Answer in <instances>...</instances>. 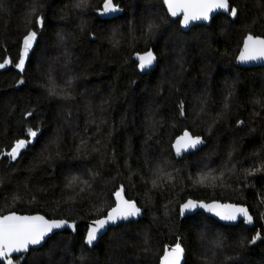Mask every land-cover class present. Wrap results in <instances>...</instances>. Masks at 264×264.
I'll return each instance as SVG.
<instances>
[{
	"label": "trees",
	"instance_id": "1",
	"mask_svg": "<svg viewBox=\"0 0 264 264\" xmlns=\"http://www.w3.org/2000/svg\"><path fill=\"white\" fill-rule=\"evenodd\" d=\"M73 2L39 0L47 13L46 26L23 73L14 63L22 36L32 29L26 15L33 0H7V10L0 11V63L4 58L13 61L0 69V151H10L16 139H28V127L39 129L17 160L0 157V214L42 213L80 222L75 232L57 233L43 247L11 257L14 264H159L162 249L176 236L184 242L185 264H264V172L246 175V170L264 166V66L242 67L235 60L248 31L264 35V0H230L242 9L235 24L218 14L210 25L189 31L169 16L162 0H114L121 10L111 19L95 11L103 0H89L85 10L71 9ZM152 22L159 27L149 35L147 25ZM58 32L71 34L67 57L57 45ZM114 32L119 41L115 47ZM149 48L158 64L143 74L135 53ZM46 62L63 67L52 73L57 84L60 77H79L71 99L48 96V74L42 67ZM21 79L24 83L16 84ZM229 92V108L224 110ZM181 100L184 117L178 112ZM146 113L159 122L154 133L146 131ZM237 120L244 121L242 127ZM185 128L202 136L205 144L176 157L170 143ZM46 146L53 155L59 151V157L44 162L41 152ZM161 150L181 171L167 167L174 179L165 180L149 203L144 199L151 189L143 171L146 154L155 161ZM207 162L216 170L214 175L225 172L223 180L196 183ZM73 176L89 181L91 188L69 199L74 192L66 184ZM141 176L149 183L145 185ZM121 184L127 198L143 207L145 218L110 228L89 249L84 246L87 223L112 203V193ZM189 198L244 203L255 225L226 226L202 212L181 218L179 204ZM258 232L260 239L248 243ZM217 241L223 247H216Z\"/></svg>",
	"mask_w": 264,
	"mask_h": 264
},
{
	"label": "snow or ice",
	"instance_id": "2",
	"mask_svg": "<svg viewBox=\"0 0 264 264\" xmlns=\"http://www.w3.org/2000/svg\"><path fill=\"white\" fill-rule=\"evenodd\" d=\"M163 5L167 7V12L171 17H182L179 19V24L188 28L195 21H209L210 14L217 12V10H222L230 22L235 24L241 16L242 9L239 5L231 3L230 0H162ZM90 7L89 0H74L71 4V9L85 10ZM259 7V4H258ZM7 10V0H0V11ZM121 9L117 4L113 3V0H103L102 6L97 8L95 11L99 16L110 15L119 12ZM34 17V19H33ZM260 17L264 18V11H261ZM26 18L28 22L32 24V29L26 31V34L22 36L21 47L18 53V59L15 61L14 66L16 69L23 73L26 70V61L30 58V53L34 52L35 44L38 42V34H43V29L46 26L47 13L46 10L40 5L39 0H33L32 7L27 13ZM63 18V17H62ZM256 20H253L255 23ZM86 27V22L81 21L80 30L83 31ZM158 24L155 22L149 23L147 25V33L151 35L157 28ZM225 33L222 31L221 35ZM71 34L58 32L57 33V45L63 48L64 56L69 55L68 50V38ZM116 33H113V46H117L119 41L116 40ZM239 54L235 56V60L240 64H249L251 62L261 61L264 62V35H257L251 31H248L242 39V46L238 48ZM227 54V52L225 53ZM135 57L138 60V68L141 70L150 69L154 65L157 57L151 48L144 52H136ZM58 59V58H57ZM13 61L9 58H4L3 62L0 63V69H4L6 65L12 64ZM68 61H65L67 66ZM77 75L69 76L68 78L60 77L61 84H57L56 78L52 75L51 68L49 69L47 77L46 91L49 97H59L62 99H71L72 93L75 90L74 81L78 80ZM24 80H17L16 84L22 85ZM44 87V85H41ZM232 93H228V97L225 98L224 110L229 108V97ZM259 103V101H255ZM204 102L202 101V104ZM201 111H205L202 107ZM178 112L180 117L185 116V104L181 100L178 104ZM151 113V110H149ZM146 113V131L151 130L152 133L156 130L159 122L154 119V114ZM27 116L32 115V111L26 113ZM70 115V114H69ZM223 113L217 115L220 118ZM237 126H243L244 121L237 120ZM39 129H33V127H28L26 130V135L28 139H16L11 145L10 151L4 152L0 151V157H7L10 161L17 160L18 157L22 155L23 150H27L34 138L37 137ZM59 139V137H58ZM151 139V134L146 137V141ZM50 144L52 142H49ZM99 143V141L97 142ZM159 143V142H157ZM205 143L204 139L200 135H193L187 128H185L182 133L175 137V140L170 143V149L174 151L176 157H182L185 153L190 150H199L198 146ZM81 146L86 148V142L81 141ZM59 147V145H57ZM79 151V149H78ZM93 151L98 152V148H93ZM44 152H48L47 156H44ZM60 155L59 151L52 154L49 147L46 146L41 152V157H43L44 162H51L58 158ZM231 158V153H229ZM173 167L175 173L179 174L180 169H175L172 166L171 161L168 160L165 150H161L159 157L155 161L149 160L147 158L144 163L143 171L147 172L151 182V189L146 190L144 199L147 202H152L154 197L152 193L155 190H159L165 180H173L172 173L166 172L167 167ZM235 168V165H233ZM203 169H207L204 171ZM203 169L196 183L200 185H206L208 183L215 184L218 180H223L225 177V172L220 171V175L216 176L214 173L215 169L210 167V162L203 164ZM258 172H264V166L254 167L251 170H246V175L251 176ZM99 175V173H93V177ZM131 178V170L130 177ZM141 181L146 185L149 183L148 179L143 176L140 177ZM2 178H0V183H2ZM78 185H83L79 187V192H75V188ZM175 185L173 184V187ZM66 187L73 189L74 196L69 197V199H74L75 196L84 194L87 190L91 188L89 181L80 180L78 177H71ZM114 200L110 205L105 208L98 209L97 211L101 214L98 218L91 220L88 225L87 232L84 237V246L89 249L95 247L101 235H103L108 227H118L121 222L133 223L135 218L142 217L143 207L137 205L136 199L126 198V189L123 184H121L112 193ZM18 198V197H17ZM35 199V197H33ZM167 208V206H165ZM203 209L207 213H212L215 217L219 218L220 221L226 222H236L238 218H243L246 224H251L253 222V217L249 213L248 207L244 203H221L219 200L213 199L210 203H205L201 200H193L191 198L187 199L184 203L179 204V214L180 216H185L186 212H191L195 209ZM106 213V214H105ZM77 221L67 219H47L45 216L40 214L35 215H21L17 214L16 211H9L7 214H0V258L6 259L7 264H14L11 259L12 253H27L29 251V246H41L42 242L46 238H50L49 234H54V230L61 229L65 226L72 228L75 231ZM203 238V234H201ZM260 239V233L258 232L254 235L248 243L255 244V242ZM174 243L169 246L165 245L162 249L163 255L158 257L159 264H182V258L185 256V247L182 237H174ZM241 246H243L244 241L241 240ZM145 244H148V238L145 237ZM216 247H223L219 241L216 242ZM150 249L145 248L147 253ZM215 256V252L213 253ZM81 260L84 256L81 255ZM18 264V262H17Z\"/></svg>",
	"mask_w": 264,
	"mask_h": 264
},
{
	"label": "water",
	"instance_id": "3",
	"mask_svg": "<svg viewBox=\"0 0 264 264\" xmlns=\"http://www.w3.org/2000/svg\"><path fill=\"white\" fill-rule=\"evenodd\" d=\"M113 3L114 4H116L115 2H114V0H113ZM118 6H119V4H117ZM119 8H120V6H119ZM165 8H166V10H167V7L165 6ZM119 14V12H117V13H113V14H110V15H105V16H102V17H104V18H107V19H111V18H114V17H116L117 15ZM218 14H222V10H217V12H215V13H212V14H210V18H209V21H195V22H193L191 25H189V27L188 28H184V26H182V25H180L181 26V28H182V30H184V31H189V30H191L194 26H196V25H210L211 24V22H212V20H213V18L216 16V15H218ZM170 16V15H169ZM171 17V16H170ZM172 19H174V20H177V19H180V18H182V17H179V18H177V17H171ZM152 49V48H151ZM153 50V49H152ZM153 52L155 53V51L153 50ZM239 54V53H238ZM155 55H156V57H157V59H156V61L154 62V65L152 66V67H150V69H147V70H141V69H139L140 70V72L141 73H147V72H150L151 70H153L156 66H157V64H158V56H157V54L155 53ZM139 63V62H138ZM236 63L238 64V65H240V66H242V67H255V66H264V62H261V61H256V62H251V63H249V64H240V63H238L237 61H236ZM205 144V143H204ZM202 146V145H201ZM198 147H200V146H198ZM193 151H196V150H190L188 153H185V154H189V153H191V152H193ZM184 154V155H185ZM183 155V156H184ZM182 156V157H183ZM126 198H127V196H126ZM192 199V198H191ZM193 200H196V199H193ZM201 201H204L205 203H210L211 201H205V200H201ZM221 203H233V202H222V201H220ZM138 205V204H137ZM139 206V205H138ZM246 206V205H245ZM246 207H248V206H246ZM249 209V208H248ZM199 212H202V213H204V214H206L207 216H210V217H212V218H214L215 220H217L219 223H221V224H223V225H226V226H236V225H238L239 223H241V222H243L244 223V225L246 226V227H249V228H252V227H254V225H255V219H254V216H253V214L250 212V209H249V213H250V215H252V217H253V222L251 223V224H246L244 221H243V218H238V220L236 221V222H226V221H220L219 220V218H217V217H215L212 213H207L206 211H204L203 209H195V210H192L191 212H186V214H185V216H181V218H186V217H189V216H191V215H194V214H197V213H199ZM7 214V213H6ZM17 214H21V215H35V214H40V215H43V216H45L44 214H42V213H32V214H22V213H18L17 212ZM47 219H50V218H48L47 216H45ZM142 218H145L144 217V210H143V215H142V217H138V218H135V221H138V220H140V219H142ZM70 221V220H69ZM71 222V221H70ZM91 222V221H90ZM90 222H88L87 224L89 225V223ZM78 223H80V222H77L76 223V226H75V231H76V227H77V224ZM122 223H126V222H121L120 224H122ZM119 224V225H120ZM114 226H112V227H108L107 228V230H106V232L103 234V235H101L100 236V238H99V240H98V242L100 241V239L109 231V229L110 228H113ZM66 230H69V231H71V232H75V231H73L72 230V228H69V227H67V226H65V227H63V228H61V229H56V230H54V234H49V237L51 238L52 236H54L55 234H57V233H60V232H64V231H66ZM50 238H46V240L44 241V242H42V245L41 246H29V251L30 250H32V249H39V248H41V247H43L46 243H47V241L50 239ZM98 242L95 244V246L98 244ZM21 254H23V253H12V255H11V257H14V256H18V255H21ZM3 260H6V259H3V258H0V261H3ZM185 262H186V250H185V256L182 258V264H185Z\"/></svg>",
	"mask_w": 264,
	"mask_h": 264
},
{
	"label": "rangeland",
	"instance_id": "4",
	"mask_svg": "<svg viewBox=\"0 0 264 264\" xmlns=\"http://www.w3.org/2000/svg\"><path fill=\"white\" fill-rule=\"evenodd\" d=\"M184 38V37H183ZM184 40H186L185 38H184ZM180 41V40H179ZM178 40H176V41H174V42H179ZM172 43V42H171ZM43 69H44V71H45V73L46 74H48L49 73V69L51 68V70H52V73H54V72H59L63 67L61 66H57L56 68H54V67H52L50 64H48V62H46L43 66ZM64 74H65V71H64ZM73 109V106H70V107H68V109H67V111H69V110H72ZM64 122V121H63ZM63 124H65V123H63ZM167 170V168L165 169V171ZM87 172H89L90 173V171H87ZM167 172V171H166ZM88 173V174H89ZM169 173H172V172H169ZM76 177H78V176H76ZM79 179H80V177H78ZM79 187H82V185H78L75 189L77 190V189H79Z\"/></svg>",
	"mask_w": 264,
	"mask_h": 264
}]
</instances>
